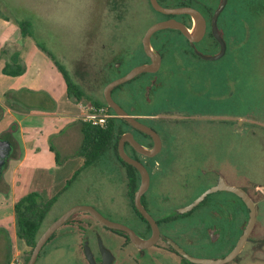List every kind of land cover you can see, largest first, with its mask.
I'll list each match as a JSON object with an SVG mask.
<instances>
[{
  "label": "flooded vegetation",
  "instance_id": "obj_1",
  "mask_svg": "<svg viewBox=\"0 0 264 264\" xmlns=\"http://www.w3.org/2000/svg\"><path fill=\"white\" fill-rule=\"evenodd\" d=\"M141 1L146 3L154 20L140 36L127 41L124 30L131 25L129 18L137 13ZM156 1L167 9H196L203 17L204 27L198 29L194 17L188 13L158 11L150 0H97L94 45L100 66L92 79L97 82L105 77L102 99L108 82L136 65L153 62L143 44V36L153 23L175 20L189 33L171 27L154 31L150 46L156 59L155 68L137 74L111 91L112 98L124 111L157 134L153 137L122 118L124 132H131L148 151L140 153L128 141L124 143L126 153L140 161L148 173L149 184L140 201L156 222L158 237L153 245L141 251L133 246L126 233L111 230L124 237L137 255L148 256L151 264H160L159 259L164 255L178 256L180 264H197L179 254L168 240L192 256L195 251L213 250L217 254L213 259L222 258L233 249L248 220L244 200L226 188L208 194L186 212L179 209L220 180L245 191L226 176L228 142L229 132L238 140L242 125L250 121L243 114L240 60L245 40H258V31L260 40H264V0H226L216 18L221 0ZM258 20L263 24L257 26ZM222 42L221 56L210 59L221 53ZM88 89L92 95L94 86ZM138 176L140 183L139 172ZM138 186L132 200L126 195L142 234L130 228L147 239L152 227L135 206ZM196 186L200 189L198 194ZM245 192L254 201L253 190ZM254 204L257 217L255 201ZM250 233L245 243L250 240ZM243 247L233 259L221 264L235 262ZM94 258L98 263L101 261L99 248Z\"/></svg>",
  "mask_w": 264,
  "mask_h": 264
},
{
  "label": "rangeland",
  "instance_id": "obj_2",
  "mask_svg": "<svg viewBox=\"0 0 264 264\" xmlns=\"http://www.w3.org/2000/svg\"><path fill=\"white\" fill-rule=\"evenodd\" d=\"M0 12V19H6L20 31L18 42L34 46L40 53L53 58L54 62L64 67L74 83L81 85L87 95L83 103H89L94 98L102 99L101 88L105 77L97 82L92 79L100 66L95 59L94 45L97 0H0ZM152 20L154 16L150 14L146 3H138L137 13L129 18L131 25L124 30L125 39L133 41ZM19 21L28 24L21 30ZM261 24L263 21H256L257 26ZM256 35L258 40H245L240 60L244 81L241 92L243 114L250 121L242 125L238 140L229 132L226 176L245 191L253 190L257 217L250 240L245 243L237 260L227 264H264V40H260L259 31ZM88 86H94L92 95L89 94ZM76 143L79 148L81 142ZM118 163L113 153H106L84 167L68 185L64 184V190L59 193L41 224L40 233L68 208L90 205L107 219L127 225L142 234L126 195L125 170ZM19 188L18 185V193ZM198 188L196 186V194L200 192ZM35 189L47 198V191L39 184ZM3 230L8 235L2 238L0 233V264H10L12 260L15 264H25L32 248L17 236L12 240L6 226ZM55 233L47 245V253L35 264H89L83 253L85 237H88L95 256L98 255L97 239L100 238L103 246L115 256L112 264H151L148 256L141 253L137 255V251L124 237L113 233L84 211L73 214ZM193 254L202 258L217 256L213 250L195 251ZM171 256L160 257V264L182 263L178 256Z\"/></svg>",
  "mask_w": 264,
  "mask_h": 264
},
{
  "label": "crops",
  "instance_id": "obj_3",
  "mask_svg": "<svg viewBox=\"0 0 264 264\" xmlns=\"http://www.w3.org/2000/svg\"><path fill=\"white\" fill-rule=\"evenodd\" d=\"M19 32L0 19V138L12 146L0 177V233L8 235L6 226L12 240L16 200L31 191L40 193L37 184L51 197L84 163L76 143L82 139V101L68 95L52 58L18 42ZM19 67L22 71L15 73Z\"/></svg>",
  "mask_w": 264,
  "mask_h": 264
},
{
  "label": "water",
  "instance_id": "obj_4",
  "mask_svg": "<svg viewBox=\"0 0 264 264\" xmlns=\"http://www.w3.org/2000/svg\"><path fill=\"white\" fill-rule=\"evenodd\" d=\"M152 6L158 10L163 11L167 13H188L192 15L196 21L197 28L199 29L200 26L204 27V20L201 14L194 8L191 7H180L176 9H167L162 7L156 0H150ZM226 0H221L219 7L217 8L215 12V18L223 8ZM179 28L181 29L186 35H188V31L183 29L182 25L175 21V20H165V21H158L153 23L150 27H148L147 31L145 32L143 36V44L145 50L152 56L153 62L152 63H146V64H140L136 65L133 68H131L125 75L118 77L114 80H111L108 82L103 89V98L107 106H109L113 112L115 113V117L123 118L127 122H129L132 126L139 129L140 131L146 132L151 134L153 137H157V134L148 126L145 124L137 121L135 118L130 116L124 109L114 101V99L111 96V91L114 87L132 79L137 74L143 72V71H152L156 66V59L152 54L151 46H150V36L154 31H157L159 29L163 28ZM224 49V45L222 42V51L218 55H214L209 57L210 59H215L221 56ZM128 141L136 151L140 153H148V151L145 149L143 145H141L139 142H137L133 134L131 132H124L120 135L117 143V150L118 155L121 160L124 162L131 164L133 167L137 169L140 175V183L139 186L135 192V206L138 209V211L144 216L146 220L149 221L151 227H152V234L149 238L144 239L136 234L134 230H132L129 226L114 222L112 220L107 219L104 217L96 208L90 205H75L67 210H65L63 213H61L58 217H56L38 236L35 245L31 251V254L25 264H35L38 255L43 248V246L47 243L49 238L53 235V233L58 230L63 224L66 223V221L75 213L84 211L87 212L89 215H91L97 222H99L101 225L115 230V231H121L128 235L131 243L133 246L141 251H143L145 248L153 245L158 237V228L157 224L154 221V219L149 215V213L145 210L143 205L141 204L140 197L141 194L147 189L149 184V176L145 169V167L142 165V163L136 159L131 158L124 149V143ZM12 146L10 142L5 138H0V177L2 175V172L4 170V167L6 165V161L11 154ZM228 189L230 191L235 192L238 194L245 202L247 208H248V220L246 223V226L238 238L235 246L233 249L224 257L222 258H202V257H195L190 254H188L186 251H184L183 248H181L178 244L173 242L172 240H168L170 245L182 256H184L186 259H188L190 262L197 263V264H221L227 261H230L233 259L239 251L242 249L245 241L248 239V234L250 233L255 219H256V207L254 204V201L252 198L243 190L238 189L234 186L226 184L224 181L220 180L217 185H214L207 190H205L203 193H201L193 202L190 204L182 207L179 209V212H186L190 210L192 207H194L196 204H198L204 197H206L208 194L215 192L219 189ZM98 248L101 253V261L98 263L96 262L92 249L89 245L88 237H85L83 241V253L84 256L89 264H111L114 261L113 254L103 246V243L100 238L97 239Z\"/></svg>",
  "mask_w": 264,
  "mask_h": 264
},
{
  "label": "trees",
  "instance_id": "obj_5",
  "mask_svg": "<svg viewBox=\"0 0 264 264\" xmlns=\"http://www.w3.org/2000/svg\"><path fill=\"white\" fill-rule=\"evenodd\" d=\"M27 24L28 22L26 21L18 22V25L21 30L24 29ZM23 34L26 35L27 32H23ZM55 63L58 66L62 75L64 76L67 85L68 95L77 102L83 101V99L87 98L86 91L81 87V85L74 83L70 79V76L65 71L62 65H60L56 61ZM5 71L7 70L5 69ZM21 71L22 69L19 67V70H17V72L15 73H20ZM90 103L97 106L107 105L104 99L98 98H94L90 101ZM110 110L113 112L111 108ZM122 122H124V120L118 117L109 118L105 126L92 125L89 122L84 121L81 122L82 140L78 148V155L84 158V163L83 166L79 170H77L73 174V176L67 181L66 185H68V183L72 181L84 167L93 164L106 153H113L119 164L125 170L126 193L128 197L132 200L134 190L136 189L139 183V176L136 168L133 167L131 164H128L121 160L118 155V139L120 135L124 132ZM64 188L65 186L62 188L61 191H63ZM60 192L52 195L51 197L44 198L40 193L36 191H31L16 200L14 204L16 236L19 240L23 241L30 248L33 249L35 242L38 236L40 235L39 233L41 224L44 218L46 217L47 213L49 212L50 208L55 203ZM55 235L56 233L54 232L53 235L47 241V243L43 246L38 255L37 260L43 254L45 255L47 253V245L55 237ZM28 258L29 256L26 257L25 263L27 262ZM184 261L187 262V260L185 259Z\"/></svg>",
  "mask_w": 264,
  "mask_h": 264
},
{
  "label": "built area",
  "instance_id": "obj_6",
  "mask_svg": "<svg viewBox=\"0 0 264 264\" xmlns=\"http://www.w3.org/2000/svg\"><path fill=\"white\" fill-rule=\"evenodd\" d=\"M81 120L92 125L105 126L109 118L115 117V113L107 105H93L92 103L80 102ZM10 264H15L12 260Z\"/></svg>",
  "mask_w": 264,
  "mask_h": 264
}]
</instances>
